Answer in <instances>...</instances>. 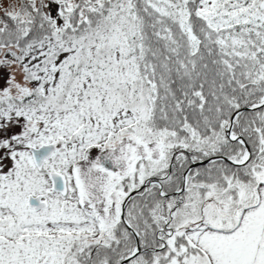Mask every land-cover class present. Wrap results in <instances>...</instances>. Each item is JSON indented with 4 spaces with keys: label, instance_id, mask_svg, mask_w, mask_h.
I'll use <instances>...</instances> for the list:
<instances>
[{
    "label": "snow or ice",
    "instance_id": "obj_1",
    "mask_svg": "<svg viewBox=\"0 0 264 264\" xmlns=\"http://www.w3.org/2000/svg\"><path fill=\"white\" fill-rule=\"evenodd\" d=\"M0 264H264V0H0Z\"/></svg>",
    "mask_w": 264,
    "mask_h": 264
}]
</instances>
